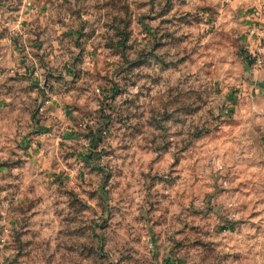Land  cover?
<instances>
[{
  "label": "clouds",
  "instance_id": "clouds-1",
  "mask_svg": "<svg viewBox=\"0 0 264 264\" xmlns=\"http://www.w3.org/2000/svg\"><path fill=\"white\" fill-rule=\"evenodd\" d=\"M123 4L0 0V264H264V0Z\"/></svg>",
  "mask_w": 264,
  "mask_h": 264
},
{
  "label": "rangeland",
  "instance_id": "rangeland-1",
  "mask_svg": "<svg viewBox=\"0 0 264 264\" xmlns=\"http://www.w3.org/2000/svg\"><path fill=\"white\" fill-rule=\"evenodd\" d=\"M169 6L172 4V0H168ZM109 6L120 9L121 7H126V5L123 4V0H109ZM123 23V21H121ZM125 43L124 40H117L116 44L117 46H122Z\"/></svg>",
  "mask_w": 264,
  "mask_h": 264
}]
</instances>
